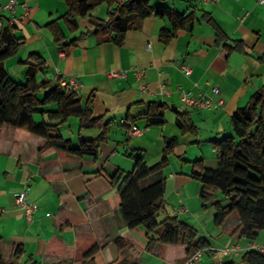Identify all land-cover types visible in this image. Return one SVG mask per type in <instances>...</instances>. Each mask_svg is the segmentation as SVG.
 <instances>
[{"label":"crops","instance_id":"1","mask_svg":"<svg viewBox=\"0 0 264 264\" xmlns=\"http://www.w3.org/2000/svg\"><path fill=\"white\" fill-rule=\"evenodd\" d=\"M16 1L13 14L0 9V29L6 24L14 26L20 42L18 52L4 61L5 70L21 83L27 66L20 62L26 61L29 54H37L45 62L37 82L63 87V83L76 80L81 105L93 117L108 123V133L96 157H74L58 147L39 154L43 139L2 128L0 258L5 263L82 264L85 252L97 245L94 264L122 260L188 264L185 247L157 245L152 251L146 249V231L124 225L117 205V187L107 180L118 172L122 177L131 172L135 157H143L150 167L156 165L167 138L178 140L168 157V166L145 184L164 178V209L159 220L176 217L208 242L199 260L189 264H244L241 257L249 247L264 246V235L250 243L239 231L232 233L238 223L236 214L215 227L214 210L202 209L200 184L192 178L193 172L217 167L213 142L231 135L232 114L264 88V63L257 59L264 57V4L259 0H220L215 4L152 0L154 6L163 4L197 18L210 14L229 44L243 43L244 53H229L222 44L215 45L214 31L204 22L189 24L164 45L160 32L170 31L171 25L167 19L151 16L141 29L127 32L122 46H116L93 33V21L106 18L104 5L78 18L79 30L71 35L60 20L66 13L63 1ZM54 20L68 40L84 33L67 51L55 45L44 28ZM184 67L190 70L189 75ZM215 86L220 90L218 96L212 93ZM184 92L215 102L222 100L223 104L191 108L181 99ZM150 104L163 107L162 118L147 116ZM46 108L55 109L53 105ZM41 119L45 117L35 116L36 121ZM159 121L162 123H153ZM177 121L194 132L182 134ZM133 128L140 132L134 133ZM58 134L76 147L79 140L97 138L100 130L81 129L78 119L70 118L59 127ZM195 162L201 164L193 166ZM23 190L39 207L31 220H26L16 204ZM222 249L230 251L224 254Z\"/></svg>","mask_w":264,"mask_h":264},{"label":"trees","instance_id":"2","mask_svg":"<svg viewBox=\"0 0 264 264\" xmlns=\"http://www.w3.org/2000/svg\"><path fill=\"white\" fill-rule=\"evenodd\" d=\"M66 5V13L61 17L69 34L79 30L78 18H83L98 6H106V18L93 21V33L104 42L122 46L126 34L139 30L144 20L154 16L167 19L171 30H162L161 43L167 45L177 34L194 22H204L214 31L215 45H223L227 52L244 53L241 41H232L208 13L197 18L193 13L185 15L163 4L154 6L152 0H61ZM166 1V0H161ZM55 45L67 51L75 46L84 35L79 33L68 40L58 21L44 26ZM20 48L15 27L3 25L0 29V134L3 127H10L25 135H35L44 140L38 149L39 154L53 147L74 157H96L99 145L108 133V123L92 116L91 111L81 105L76 92L56 84L37 82L36 76L45 68V62L37 54H29L26 61L24 81L17 82L4 68V61L14 56ZM264 63V57L257 58ZM31 61L33 64H27ZM54 106L51 110L46 107ZM163 107L150 104L148 117L162 118ZM35 116L45 120H35ZM70 118H77L81 129H99L100 134L92 140H79L76 147L63 140L58 134L60 126ZM153 123H162L153 122ZM181 133L194 132L176 122ZM232 134L213 142L217 167L214 170L202 169L193 172L192 178L200 184L199 198L202 209L212 208L213 224L221 227L225 219L232 214L238 218L232 233L239 231L240 236L252 243L264 233V88L253 93L247 105L237 109L230 117ZM177 138L164 140L161 160L154 166H148L143 157L134 158L131 172L122 177L120 172L108 177V182L117 187L116 198L119 215L128 229L142 228L146 231L148 244L152 251L157 245L185 247V259L196 252L209 247L195 229L176 217L159 220L164 209L165 179L146 185L145 181L154 174L161 173L168 166V157L177 146ZM201 162L193 163L199 166ZM121 245V243H118ZM19 248L16 253H18ZM98 246L93 245L83 255L82 264H94ZM241 261L244 264H264V251L247 249ZM0 264L5 263L0 258ZM116 264H137L126 260Z\"/></svg>","mask_w":264,"mask_h":264},{"label":"built area","instance_id":"3","mask_svg":"<svg viewBox=\"0 0 264 264\" xmlns=\"http://www.w3.org/2000/svg\"><path fill=\"white\" fill-rule=\"evenodd\" d=\"M220 0H202L204 4H215L219 2ZM259 4H264V0H259ZM18 5V2L16 0H7L6 2H2L0 0V9L4 11H9L11 14L14 13L15 7ZM24 9H26V4L21 5ZM148 47V45H147ZM184 71L186 75H189L190 70L187 67H184ZM120 75V74H119ZM123 75V74H122ZM63 87L68 88L70 91L76 92L77 89L79 88V83L76 80H70L68 83H63ZM212 93L214 96H218L220 93V90L217 86L212 88ZM181 99L185 103L186 106L191 107V108H198V109H208L210 108L213 104H216L217 106H221L223 104L222 100H217L216 102L213 101L210 98H204L203 96H191L188 93H182L181 94ZM134 133H139L140 130L133 128ZM16 204L17 206L22 210L24 217L26 220H31L35 213L39 211V207L32 203L28 197H27V192L25 190L21 191L17 197H16ZM46 216H49V214H46ZM248 249H256L259 251H264V246H259V245H253L251 248L249 247ZM205 250V249H204ZM203 250L196 252L194 255H192L187 263H192L196 262L199 260V257L201 255ZM230 250L229 249H222L220 250L221 253H228Z\"/></svg>","mask_w":264,"mask_h":264},{"label":"rangeland","instance_id":"4","mask_svg":"<svg viewBox=\"0 0 264 264\" xmlns=\"http://www.w3.org/2000/svg\"><path fill=\"white\" fill-rule=\"evenodd\" d=\"M17 132H18V131H17ZM231 134H232V132H231ZM262 235H264V233H262L260 236H262ZM260 236H259V237H260Z\"/></svg>","mask_w":264,"mask_h":264}]
</instances>
